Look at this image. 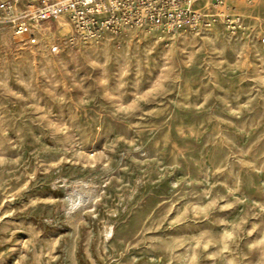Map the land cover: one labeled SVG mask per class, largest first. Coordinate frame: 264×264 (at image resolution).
Returning <instances> with one entry per match:
<instances>
[{"label":"rangeland","instance_id":"obj_1","mask_svg":"<svg viewBox=\"0 0 264 264\" xmlns=\"http://www.w3.org/2000/svg\"><path fill=\"white\" fill-rule=\"evenodd\" d=\"M231 7L98 44L0 23V264H264V0Z\"/></svg>","mask_w":264,"mask_h":264},{"label":"built area","instance_id":"obj_2","mask_svg":"<svg viewBox=\"0 0 264 264\" xmlns=\"http://www.w3.org/2000/svg\"><path fill=\"white\" fill-rule=\"evenodd\" d=\"M236 0H0V23L29 44L65 20L69 39L98 44L108 37L140 30L166 33L207 31L216 23L235 30L242 16L230 11Z\"/></svg>","mask_w":264,"mask_h":264},{"label":"bare ground","instance_id":"obj_3","mask_svg":"<svg viewBox=\"0 0 264 264\" xmlns=\"http://www.w3.org/2000/svg\"><path fill=\"white\" fill-rule=\"evenodd\" d=\"M67 23V22H66ZM68 24V23H67ZM69 25V24H68ZM78 196V195H77Z\"/></svg>","mask_w":264,"mask_h":264}]
</instances>
